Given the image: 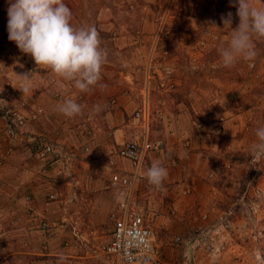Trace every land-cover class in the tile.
I'll use <instances>...</instances> for the list:
<instances>
[{"label": "rangeland", "instance_id": "374dc122", "mask_svg": "<svg viewBox=\"0 0 264 264\" xmlns=\"http://www.w3.org/2000/svg\"><path fill=\"white\" fill-rule=\"evenodd\" d=\"M64 2L71 9L74 26L94 25L99 32L101 47L108 51L102 71L106 87L82 93L50 70L38 68L9 41V0H0V114L23 136L28 125L43 124L41 131L47 136L54 134L53 140L65 142L70 162L76 147L67 132L79 137L80 130L86 129V139L99 145L95 150L100 154L96 159L100 172L92 178L87 175L84 186L89 190L79 191L68 201L82 206L71 212L77 220L70 225L78 228L68 241L72 250L66 254L73 257L42 255L44 241L34 242L38 239L25 231L20 237L13 231L0 233V264H112L103 249L111 241L109 215L114 200L102 189L101 176L109 174L101 158L114 129L123 128L140 105L146 84L152 116L156 111L163 113L162 119L152 121L151 129H160V139L172 146L174 160L164 161L163 154L160 161L181 174L173 182L163 181L160 189H141L139 200L152 216L160 264H264V157L250 155L251 146L258 142L256 129L264 127V41L254 39L258 52L254 61L222 66L219 49L227 45L232 30L224 26L221 16L231 12V28L238 26L237 7L230 6L236 0ZM253 2L256 7L264 4V0ZM23 74H30L33 93L18 89L17 75ZM66 99L79 103L83 115L61 114L58 105ZM97 104L103 111L90 115ZM114 112H120L124 120L118 126L111 116ZM165 131L177 140L167 142ZM3 132L1 141L10 155L14 144L2 140ZM82 147L83 154L93 158L91 148L87 145L89 155ZM6 160L0 157V163ZM63 161L57 162L67 167L69 160ZM55 182V178L50 181V202L63 193L64 186L59 182L58 189ZM51 195L56 198L50 199ZM30 238L34 239L29 243Z\"/></svg>", "mask_w": 264, "mask_h": 264}, {"label": "clouds", "instance_id": "9594fccd", "mask_svg": "<svg viewBox=\"0 0 264 264\" xmlns=\"http://www.w3.org/2000/svg\"><path fill=\"white\" fill-rule=\"evenodd\" d=\"M230 6L237 7L239 24L231 28V12L221 16L224 26L232 30L227 45L219 49L226 68L240 61H254L258 55L254 39L264 41V4L256 7L253 0H236ZM7 17L9 41L29 55L38 68L50 70L82 93L106 87L102 71L108 63V51L101 47L99 32L94 25L74 26L71 9L64 0H9ZM17 78L23 94L33 93L30 74ZM58 111L68 118L83 115L82 106L73 99L64 100ZM102 111L103 107L97 104L90 115ZM255 135L258 142L251 146L250 155L264 157V127L257 128ZM167 176L168 170L160 161L152 162L146 171L148 183L155 188H162Z\"/></svg>", "mask_w": 264, "mask_h": 264}, {"label": "crops", "instance_id": "0c3cea01", "mask_svg": "<svg viewBox=\"0 0 264 264\" xmlns=\"http://www.w3.org/2000/svg\"><path fill=\"white\" fill-rule=\"evenodd\" d=\"M53 112L54 111L51 113ZM119 113L120 112H114V114L111 115L116 126L122 124L124 121L121 119ZM175 119L176 118H174V121ZM8 123H11L10 119L1 113L0 133L6 129ZM42 125L43 124L37 122L25 127L23 140H15L13 142L14 145L10 146L9 157L6 161L0 163V233L2 235L9 233L10 235L11 232L16 231L19 232L17 236L20 237L22 231H25L27 235L38 239L34 242L41 243L44 241L46 243L42 255L47 257H73L66 254L68 250H72V246L69 247L68 241L72 235L75 234L74 230L78 228L77 226L74 227L70 225V221L74 222L76 219V216L71 215V212L82 209V206L80 203L69 204L68 201L71 202L73 199L72 197L77 195L79 191L86 190L87 192L89 190H87L89 186H84V183H86V180L89 181L87 175H91L92 178L100 170L96 162L100 154L95 150L99 145L95 144V141H93L94 139H83L80 136L78 137L67 132V139L71 138L70 141L73 142L72 145L76 147L75 153H73L74 158L71 162V166L68 165L66 167L55 161L47 167L48 178H45L39 174L40 160L36 159L33 155L31 151L32 145L42 142L52 143V141L57 144L65 145V142L62 139L58 141H55L57 139L53 140L56 137L54 134L48 133L49 136H47L45 133H41ZM124 127L114 129L112 132L114 138L106 141V149L103 154H107L111 149H118L121 146V141L124 139ZM167 129L169 130V128ZM165 133L167 134V142H169V139L171 141L177 140L174 134L166 131ZM1 134L0 157L4 156L8 148L7 144L1 141ZM151 136L154 139H160V129L158 131H153V129H151ZM83 144L89 147V144L92 145L93 148H90L94 155L93 158L90 156L86 157L83 154L82 149H80ZM78 149H80L79 153H77ZM171 149L172 146H170L169 142L166 144V150L162 158L164 161L167 159L168 161L170 159L174 160ZM154 161H160V156H150L148 158L146 171ZM168 161H166L168 165L175 163V161ZM166 168L168 170V176L164 180L165 182L170 183L175 181L178 177H181L179 169ZM54 178L56 180V187L60 189L58 185L60 182L59 184H62L64 189L63 193L62 190L58 193L59 198L57 201L50 202L47 197L51 192L50 181ZM74 185L78 187H74ZM150 187L151 191H153L154 186L150 185ZM86 192L85 194L88 196ZM148 198L153 199V196L150 195ZM91 209V212H93V207ZM159 216L157 215L156 218L159 219ZM4 226L7 228L5 229ZM38 236L43 238L39 239ZM12 237L14 238V236ZM31 239L34 238H30L29 243ZM20 241L24 242L25 240ZM36 248L37 247H34V250ZM34 250L30 249L28 251L34 252ZM34 255L39 254L34 252Z\"/></svg>", "mask_w": 264, "mask_h": 264}, {"label": "built area", "instance_id": "2783aa9c", "mask_svg": "<svg viewBox=\"0 0 264 264\" xmlns=\"http://www.w3.org/2000/svg\"><path fill=\"white\" fill-rule=\"evenodd\" d=\"M9 113L10 111H7V115H10ZM152 114L150 91L146 84L141 91L140 105L127 120L125 127L128 133L123 131L121 146L111 149L101 158L109 174L101 176L102 189L114 200V209L109 215L113 227L111 241L103 249L112 264H160L159 249L154 245L152 216L146 212V206L139 200L143 187L151 189L146 177L148 158L161 156L166 150V143L162 139L151 138L150 134L152 121L162 119L163 113L156 111L154 116ZM197 122L200 128L201 122ZM13 127L8 125L5 129V137L2 138L4 142L13 144L15 140H23L22 132L19 133L17 128ZM88 133L86 129H82L78 135L86 139ZM107 135L110 137L111 133ZM63 145L50 142L32 145L33 155L40 160L41 176L47 177V167L55 161L69 160L68 165L71 166V158ZM82 146L83 151L90 155L87 145ZM8 155L9 151H6L2 156L3 160H6ZM53 198L56 196L51 195L50 199Z\"/></svg>", "mask_w": 264, "mask_h": 264}]
</instances>
